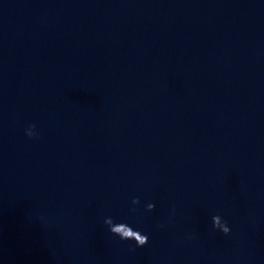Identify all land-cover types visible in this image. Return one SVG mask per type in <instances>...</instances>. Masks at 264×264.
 <instances>
[{"label": "water", "instance_id": "obj_1", "mask_svg": "<svg viewBox=\"0 0 264 264\" xmlns=\"http://www.w3.org/2000/svg\"><path fill=\"white\" fill-rule=\"evenodd\" d=\"M0 264H264V0H178L2 194Z\"/></svg>", "mask_w": 264, "mask_h": 264}, {"label": "clouds", "instance_id": "obj_2", "mask_svg": "<svg viewBox=\"0 0 264 264\" xmlns=\"http://www.w3.org/2000/svg\"><path fill=\"white\" fill-rule=\"evenodd\" d=\"M36 125H29L25 130V134L28 137H34L37 135L35 132ZM131 203L133 205H138L140 200L138 197L133 198ZM155 208V204L148 203L146 205V211H153ZM105 225L108 226L111 234L118 236L122 241H134L135 248H142L148 243V235L142 234L140 230L133 229L128 223L125 222H114L111 217H108L104 220ZM212 227L214 230H219L224 235H228L230 233V228L227 224V221L221 219L220 215H213L212 217ZM135 250L134 248L132 249Z\"/></svg>", "mask_w": 264, "mask_h": 264}]
</instances>
